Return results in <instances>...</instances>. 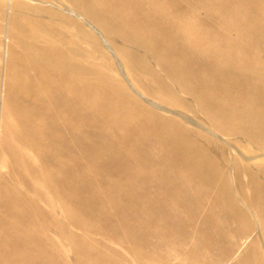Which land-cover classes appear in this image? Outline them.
<instances>
[{
	"label": "rangeland",
	"instance_id": "1",
	"mask_svg": "<svg viewBox=\"0 0 264 264\" xmlns=\"http://www.w3.org/2000/svg\"><path fill=\"white\" fill-rule=\"evenodd\" d=\"M232 1L235 0H0V71L15 83V100L23 98V87L31 85L35 77L29 55L44 56L46 45L69 49L71 64H81L85 86L91 89V100L86 106L88 118L99 111L105 96L120 103L121 109H113L111 119L103 120L102 114L93 116L96 122L91 134L105 124L104 135L111 142L119 145L128 140L144 149L184 130L187 148L198 152L199 163L215 166L212 176L217 184L211 189L210 198L202 201L200 212H196L198 220L191 228L185 227L190 232L198 230L194 237H199L183 240L176 228L187 224V218L172 221L168 239L153 257L156 261L158 255L166 253L164 264L264 262V131L258 130L257 123L247 117L256 109L257 101H261L264 110V6L262 0H240L235 8ZM72 75L74 80L75 71ZM196 91L202 93L198 101ZM203 105L215 110L219 121L209 118ZM227 111L237 114L228 123L223 121ZM7 121L13 128L16 126L15 133L19 135L20 128L13 117L9 116ZM71 123H75L74 119ZM40 125L44 134L50 133L47 123ZM18 137L12 136L8 144L17 145ZM22 150L23 156L34 159L38 167L55 158L51 151L35 158L28 150ZM168 152L165 149L157 153L154 160L159 163L160 156ZM9 162L7 153L0 155L3 178L9 173ZM82 163L86 166L84 178L95 183L99 194V179L105 175L102 164L88 160ZM16 168L31 171L25 162ZM52 171L49 167L48 173ZM143 173L147 187L158 192L155 172ZM194 173L193 166L183 175ZM108 176L117 180L115 175ZM209 190L203 187L205 193ZM21 192L26 195L28 190L21 185ZM217 192L223 202L213 201ZM107 193L112 194L113 190ZM228 193L231 200L226 201ZM257 193L261 194L260 199L255 198ZM82 200L89 209L96 207L93 201ZM111 208L112 204L107 206V215L113 213ZM226 211L234 212V216L225 215ZM178 212L176 208L169 209V217ZM205 217L207 225L202 224ZM109 222H113L112 218L100 219L96 232L89 236L79 231L76 241L100 251L106 261H115L117 257L115 262L128 264L125 254L118 253L121 248L130 249L124 235L118 234L119 247L98 238L112 237ZM222 234L225 241L220 248L209 250L206 242ZM200 235L208 239L198 241ZM151 241L155 243L156 239ZM225 242L233 248L229 261H217ZM113 248L118 250L116 255L112 254ZM192 251L201 257L190 261L187 254ZM69 254L67 262L72 264L73 254ZM138 259L147 260L142 256Z\"/></svg>",
	"mask_w": 264,
	"mask_h": 264
},
{
	"label": "bare ground",
	"instance_id": "2",
	"mask_svg": "<svg viewBox=\"0 0 264 264\" xmlns=\"http://www.w3.org/2000/svg\"><path fill=\"white\" fill-rule=\"evenodd\" d=\"M238 2L240 0L232 1L231 4L236 8ZM262 4L264 6V0ZM44 48L46 54L42 57L29 55L30 67L35 77L30 81L31 85L23 87L24 95L21 100H15V83L7 79V73L2 74L0 71V155L7 153L11 164L6 178L0 175V264H69L67 258L70 257V252L73 254L72 264H121L119 261L115 262L117 257L115 261H106L100 251H93L76 241L79 231L89 236L91 232H96V223L100 219L109 221V218L113 220L108 225L113 232L112 237L98 238L119 247L118 234L121 233L130 248L128 251L121 248L122 252L114 247L112 254L116 255L117 251L124 253L129 260L128 264H162L166 253L161 257L158 255L156 261L153 257L155 250L168 239L167 230L172 226V221L182 222L183 218H187V224L182 223L176 228L183 240L193 238L199 232H190L185 227L187 225L191 228L194 221L198 220L195 218L196 212H200L202 201L210 198V191L217 184L212 176L215 166L206 167L199 163L198 152L187 148V133L184 130L162 142H155L153 148L145 144L144 149L140 147L142 150L132 141L126 140L119 145L111 142L104 135L105 124H100L99 130L91 134L90 130L96 122L93 116L102 114L103 120L111 119L113 109H121L119 100L114 101L112 96L103 97L99 111L88 118L86 106L91 100V89L85 86L81 64H71L69 49L52 48L48 45ZM73 71L76 74L74 80ZM46 91H49L48 94ZM201 96V91L195 92L197 101ZM260 102H256V109L247 117L257 123L258 130L264 131V110ZM203 109L209 112V118L219 121L215 110L206 105H203ZM227 112L223 121L228 123L237 114ZM9 116L18 124L19 135L15 133L16 126L13 128L9 125ZM127 118L124 113L123 119ZM73 119L74 124L71 123ZM43 121L50 127L49 134H44L41 130L40 124ZM12 136H19L17 145L8 144V139ZM61 144L64 148L62 154ZM22 149L28 150L35 158L44 151H51L55 158L38 167L34 165V159L23 156ZM165 149L169 152L161 155L157 163L155 155ZM62 156L66 158L63 159ZM22 160L31 170L28 173L16 168L17 164L23 163ZM83 160L92 164L100 162L103 166L105 175L99 179L102 187L99 194L95 190V183L84 178L86 166L82 163ZM193 166L196 173L183 175ZM49 167L53 169L51 173H48ZM145 170L155 172L153 178L158 192L155 193V188L147 187V179L143 173ZM179 173L182 174L180 178ZM108 175H115L117 180H111ZM21 185L28 190L26 195L21 192ZM225 185L224 183L223 186ZM204 186L210 188L207 193L203 191ZM110 189L113 190L112 194L107 193ZM260 195L257 193L255 198ZM82 198L93 201L96 207L89 209ZM227 199L231 200L229 193L225 200ZM63 201L65 204H60ZM213 201L223 202L218 192L214 194ZM110 204L114 207L111 208L113 213L107 215L106 208ZM173 208L179 212L169 217L168 211ZM224 214L233 215L234 212L226 211ZM67 221H71L70 224L66 225ZM206 223L207 217L202 224ZM205 233L207 234L206 231L203 234ZM211 234L208 233L210 237ZM222 237L224 238L223 234L212 237L208 243L206 240L202 243L206 242L208 249L214 251L225 241ZM152 238L156 239L155 243H151ZM201 238L205 237L201 236L198 241L203 240ZM224 245L221 248H225L215 260L230 258L233 248L228 243ZM257 255L258 252L256 257ZM138 256L147 260L141 262ZM187 256L190 261L201 257L193 251ZM233 262L236 264L235 260Z\"/></svg>",
	"mask_w": 264,
	"mask_h": 264
}]
</instances>
